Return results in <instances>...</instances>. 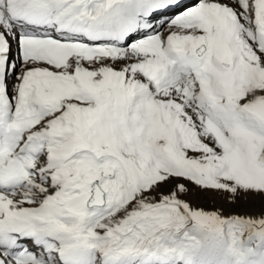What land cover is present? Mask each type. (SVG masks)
Here are the masks:
<instances>
[{
	"label": "snow or ice",
	"instance_id": "1",
	"mask_svg": "<svg viewBox=\"0 0 264 264\" xmlns=\"http://www.w3.org/2000/svg\"><path fill=\"white\" fill-rule=\"evenodd\" d=\"M0 264H264V0H0Z\"/></svg>",
	"mask_w": 264,
	"mask_h": 264
},
{
	"label": "rangeland",
	"instance_id": "2",
	"mask_svg": "<svg viewBox=\"0 0 264 264\" xmlns=\"http://www.w3.org/2000/svg\"><path fill=\"white\" fill-rule=\"evenodd\" d=\"M204 206H205L206 208H211V207H212V204H211V202H208V203L204 204ZM207 206H208V207H207ZM258 208H259V202L257 201V202H256V209H258ZM248 210H253V209L249 208Z\"/></svg>",
	"mask_w": 264,
	"mask_h": 264
},
{
	"label": "bare ground",
	"instance_id": "3",
	"mask_svg": "<svg viewBox=\"0 0 264 264\" xmlns=\"http://www.w3.org/2000/svg\"><path fill=\"white\" fill-rule=\"evenodd\" d=\"M208 207V206H207Z\"/></svg>",
	"mask_w": 264,
	"mask_h": 264
}]
</instances>
